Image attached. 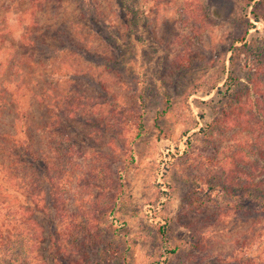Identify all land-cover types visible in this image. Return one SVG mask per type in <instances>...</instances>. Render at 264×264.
I'll list each match as a JSON object with an SVG mask.
<instances>
[{
    "label": "rangeland",
    "instance_id": "1",
    "mask_svg": "<svg viewBox=\"0 0 264 264\" xmlns=\"http://www.w3.org/2000/svg\"><path fill=\"white\" fill-rule=\"evenodd\" d=\"M247 2L0 0L1 197L23 204L18 151L48 155L56 102L74 145L71 191L41 205L56 264H264V0Z\"/></svg>",
    "mask_w": 264,
    "mask_h": 264
},
{
    "label": "trees",
    "instance_id": "2",
    "mask_svg": "<svg viewBox=\"0 0 264 264\" xmlns=\"http://www.w3.org/2000/svg\"><path fill=\"white\" fill-rule=\"evenodd\" d=\"M253 1L248 0L246 7L251 6ZM190 6L187 7L186 12L189 18H196L197 13ZM202 25L203 22L194 23L193 28L199 30ZM61 99L64 101V113L68 119H71L77 106L70 97ZM58 105L57 102L53 105L56 111L49 127L48 155L36 156L26 144L22 146V150L18 151L20 159L15 164V170H18V166L21 167L18 171L24 173V180H28V185L25 184L23 190V204L15 208L5 196L1 197L0 193V264H56L55 260L62 252H70L68 248L64 251L62 246V243L67 241L64 233L60 232L58 225L54 222L57 215L52 214L48 207L41 208L47 198L57 204L64 202L62 198L68 191H71L69 179L72 178L75 168V164L72 166V157L75 154L74 145L69 143L70 140L67 137L60 136L59 111L61 107ZM262 123L260 120L247 121L245 126L257 133L262 130ZM239 175L240 173L234 171L231 177V172H229L228 178L236 185L235 179ZM220 191L233 194L225 188ZM245 195L248 198H256L252 190L246 191ZM259 200L264 207V198L261 197ZM40 215L51 217V219L54 215L47 230L39 221Z\"/></svg>",
    "mask_w": 264,
    "mask_h": 264
}]
</instances>
